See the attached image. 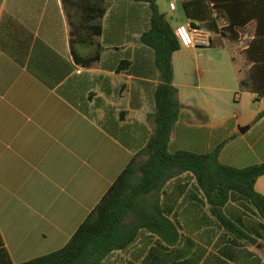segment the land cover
Returning a JSON list of instances; mask_svg holds the SVG:
<instances>
[{
  "label": "crops",
  "instance_id": "crops-1",
  "mask_svg": "<svg viewBox=\"0 0 264 264\" xmlns=\"http://www.w3.org/2000/svg\"><path fill=\"white\" fill-rule=\"evenodd\" d=\"M187 1L172 11L168 0H157L173 29L192 23ZM104 3L101 60L84 68L71 53L62 0H0V264L64 248L154 133L149 115L160 73L141 43L151 11L134 0ZM219 24L226 25L224 17ZM255 28L251 21L221 48L182 47L173 55L181 112L171 153L207 154L224 145L225 166L264 163V116L257 120L264 96L240 88L253 66L246 51ZM255 188L264 196V176ZM156 206L175 224L177 242L143 230L105 264H264L262 220L229 204L225 213L241 231L231 245L191 175L170 181L144 213Z\"/></svg>",
  "mask_w": 264,
  "mask_h": 264
},
{
  "label": "trees",
  "instance_id": "trees-1",
  "mask_svg": "<svg viewBox=\"0 0 264 264\" xmlns=\"http://www.w3.org/2000/svg\"><path fill=\"white\" fill-rule=\"evenodd\" d=\"M134 1L147 4L151 11L150 27L142 34L141 43L154 52L160 73L154 96L155 111L149 115L154 133L64 248L22 264H105L116 252L131 247L143 230L167 244L176 243L179 234L166 211L156 206L147 215L143 209L149 198L160 196L170 181L181 179L185 174L195 180L197 190L209 205L214 224L227 230L231 245L236 244L235 237L241 231L225 213L229 204L250 208L264 227V196L255 188L264 176V163L246 168L225 166L219 161L224 145L207 154L170 152L171 137L181 112L174 86L173 55L182 46L175 29L160 13L157 0ZM62 3L71 27L74 62L77 66L92 68L101 60L99 40L104 35L103 19L107 13L104 0H62ZM184 9L192 26L212 32L208 48H221L226 39L238 41L240 32L255 21L254 37L246 51L253 66L240 88L243 92L264 96V0H191L184 3ZM222 17L225 26L219 24ZM81 48H89L91 53L84 55ZM263 116L264 112L257 120ZM172 232L174 241L170 240Z\"/></svg>",
  "mask_w": 264,
  "mask_h": 264
},
{
  "label": "built area",
  "instance_id": "built-area-1",
  "mask_svg": "<svg viewBox=\"0 0 264 264\" xmlns=\"http://www.w3.org/2000/svg\"><path fill=\"white\" fill-rule=\"evenodd\" d=\"M181 0H168L170 9L175 11ZM175 35L181 46L185 48H208L211 46L212 32L204 27L179 25L175 29Z\"/></svg>",
  "mask_w": 264,
  "mask_h": 264
},
{
  "label": "rangeland",
  "instance_id": "rangeland-1",
  "mask_svg": "<svg viewBox=\"0 0 264 264\" xmlns=\"http://www.w3.org/2000/svg\"><path fill=\"white\" fill-rule=\"evenodd\" d=\"M222 23V21H221ZM251 33L250 29H247L244 33H243V41H247L246 36H249ZM246 39V40H245Z\"/></svg>",
  "mask_w": 264,
  "mask_h": 264
},
{
  "label": "water",
  "instance_id": "water-1",
  "mask_svg": "<svg viewBox=\"0 0 264 264\" xmlns=\"http://www.w3.org/2000/svg\"><path fill=\"white\" fill-rule=\"evenodd\" d=\"M247 129V128H246ZM246 129H242L241 132H243V130H246Z\"/></svg>",
  "mask_w": 264,
  "mask_h": 264
}]
</instances>
